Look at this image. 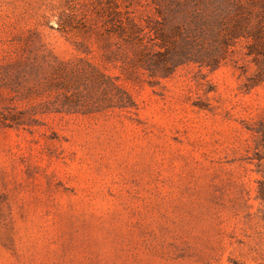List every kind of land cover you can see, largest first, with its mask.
<instances>
[{"label":"rangeland","instance_id":"obj_1","mask_svg":"<svg viewBox=\"0 0 264 264\" xmlns=\"http://www.w3.org/2000/svg\"><path fill=\"white\" fill-rule=\"evenodd\" d=\"M110 1L0 0V114L22 116L0 120V264H264V78L245 40L215 69L126 77L104 60ZM128 11L159 20L151 0ZM59 63L118 76L133 105L66 113Z\"/></svg>","mask_w":264,"mask_h":264},{"label":"trees","instance_id":"obj_2","mask_svg":"<svg viewBox=\"0 0 264 264\" xmlns=\"http://www.w3.org/2000/svg\"><path fill=\"white\" fill-rule=\"evenodd\" d=\"M131 2L121 8L117 0H111V12L102 23L104 60L119 62L122 75L131 77L146 69L150 76L167 78L190 63L215 69L238 40H245V55L253 58L258 68L256 77L264 78V0H151L159 20L148 18L144 26L134 12L128 11ZM101 13L103 10L97 12ZM113 41L120 47L107 52ZM87 67L88 71L66 80L60 78L65 65L59 63L51 75L49 92L56 90L65 98L67 104L61 105L66 113L89 114L101 107L124 109L133 105L118 76L106 75L89 63ZM69 89L80 102L67 96ZM96 91H106L107 99L85 104L89 94ZM21 119L20 113L0 114L2 124L10 128L19 126Z\"/></svg>","mask_w":264,"mask_h":264}]
</instances>
